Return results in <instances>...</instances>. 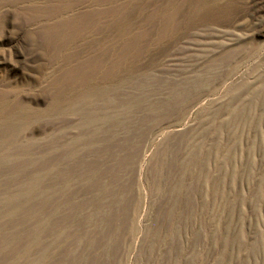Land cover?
<instances>
[{"label": "rangeland", "instance_id": "374dc122", "mask_svg": "<svg viewBox=\"0 0 264 264\" xmlns=\"http://www.w3.org/2000/svg\"><path fill=\"white\" fill-rule=\"evenodd\" d=\"M0 264H264V0H0Z\"/></svg>", "mask_w": 264, "mask_h": 264}]
</instances>
